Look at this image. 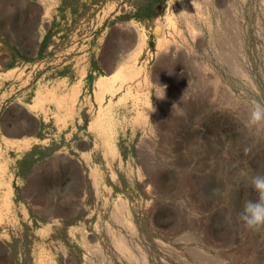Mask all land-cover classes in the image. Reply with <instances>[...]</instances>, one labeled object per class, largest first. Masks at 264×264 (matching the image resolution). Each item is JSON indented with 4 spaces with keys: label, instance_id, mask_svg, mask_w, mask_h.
Segmentation results:
<instances>
[{
    "label": "rangeland",
    "instance_id": "1",
    "mask_svg": "<svg viewBox=\"0 0 264 264\" xmlns=\"http://www.w3.org/2000/svg\"><path fill=\"white\" fill-rule=\"evenodd\" d=\"M57 4L35 43L28 20L0 26V226L16 225L7 186L28 162L80 158L96 189L91 264H264V228L238 217L264 173V124L248 123L264 103V0ZM125 66L136 76L98 101ZM28 111L44 117L29 149Z\"/></svg>",
    "mask_w": 264,
    "mask_h": 264
},
{
    "label": "crops",
    "instance_id": "2",
    "mask_svg": "<svg viewBox=\"0 0 264 264\" xmlns=\"http://www.w3.org/2000/svg\"><path fill=\"white\" fill-rule=\"evenodd\" d=\"M24 3L28 10L25 4H17V0H4L0 26L3 21L11 26L23 25L28 20L32 34L24 39L26 43H35L47 32L58 0H25ZM0 36L7 40L5 34L0 32ZM8 43L10 57L17 59L19 40ZM77 89L71 90L72 102ZM24 121L22 137L17 141H28L29 149L40 142L44 117L28 111ZM7 187L11 202L9 216L17 221L14 220V226L10 221L0 226V264H28L25 249L37 250L31 254L34 264H44L47 258L51 264L93 263L101 239L95 226L92 229V210L87 202L96 199V189L85 159L28 162L25 175L11 177ZM14 200L21 209H16Z\"/></svg>",
    "mask_w": 264,
    "mask_h": 264
},
{
    "label": "clouds",
    "instance_id": "3",
    "mask_svg": "<svg viewBox=\"0 0 264 264\" xmlns=\"http://www.w3.org/2000/svg\"><path fill=\"white\" fill-rule=\"evenodd\" d=\"M248 123L253 126L264 124V103L252 101ZM249 183L257 193V199H248L238 213L246 228L258 230L264 228V173L248 177Z\"/></svg>",
    "mask_w": 264,
    "mask_h": 264
},
{
    "label": "bare ground",
    "instance_id": "4",
    "mask_svg": "<svg viewBox=\"0 0 264 264\" xmlns=\"http://www.w3.org/2000/svg\"><path fill=\"white\" fill-rule=\"evenodd\" d=\"M161 26V25H160ZM140 44V42L138 43V45ZM164 46V45H163ZM162 47V46H161ZM158 49V48H157ZM160 50V49H159ZM162 50V49H161ZM165 62V61H164ZM138 73V71H127V67H122V69L119 71V73L116 76L120 77V83L118 88L114 91L113 90V86L112 84L108 81V80H99L96 84L97 90H98V96H97V100L101 101L103 98V95L105 93H113L116 92L118 89H120L121 87H123L124 84L127 83V81H130L132 79V77L136 76V74ZM168 77V76H167ZM162 79V78H161ZM74 97V96H73Z\"/></svg>",
    "mask_w": 264,
    "mask_h": 264
}]
</instances>
